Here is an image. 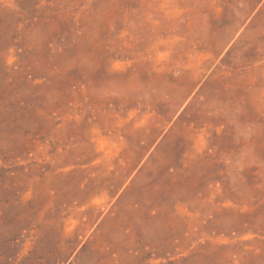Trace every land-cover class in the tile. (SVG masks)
Wrapping results in <instances>:
<instances>
[{
	"label": "rangeland",
	"instance_id": "obj_1",
	"mask_svg": "<svg viewBox=\"0 0 264 264\" xmlns=\"http://www.w3.org/2000/svg\"><path fill=\"white\" fill-rule=\"evenodd\" d=\"M0 264H264V0H0Z\"/></svg>",
	"mask_w": 264,
	"mask_h": 264
}]
</instances>
